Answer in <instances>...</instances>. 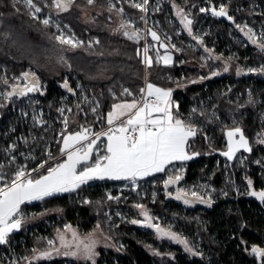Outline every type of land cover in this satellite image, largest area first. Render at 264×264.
Wrapping results in <instances>:
<instances>
[{"label":"trees","instance_id":"16d2710c","mask_svg":"<svg viewBox=\"0 0 264 264\" xmlns=\"http://www.w3.org/2000/svg\"><path fill=\"white\" fill-rule=\"evenodd\" d=\"M152 3L154 0H151ZM164 3L163 14L158 18L164 21L169 15L167 12L170 10L172 16L170 17L178 20L180 27V17L177 15V9L173 5L183 8L184 11L190 8V0H162ZM260 1L264 7V0ZM102 3V0H98ZM189 4V5H188ZM79 9H90V7L83 1L77 2L68 10L63 12V21L71 26L77 36L82 40L88 42V39H99L100 45L93 50H69L63 47L55 40V34L52 30L46 29L32 19L31 13L17 0H0V92L6 94L12 90L15 83L11 82L12 76H19L24 72L33 70L41 80V88L44 84L48 88V93H44L39 97L40 102L44 108L50 107L47 111L52 112L55 117L58 116L59 111H55V104L52 102L53 96H62L63 93H69L70 99L75 105V110L85 111L89 116V125L87 128L94 131H101L107 127L106 119L109 111L112 110L113 104L124 102H131L135 97L140 99L141 88H146L147 83H152L156 87L171 90L174 93L173 114L191 124L197 129V137L195 136L191 144L190 154L199 153L193 157H197L195 161L186 164L187 173L181 176V179L176 183L194 184L200 180L209 179L213 177V183L217 188L222 186V178L225 169L216 168L213 164L217 159L215 154L226 151L225 147V132H215L216 143H211L209 135L202 133L200 125L192 122L189 118V109L194 104L204 88H208L209 96L212 97V104L208 105L210 110L215 104L219 106L218 112L225 118L231 114L239 115L243 112L245 118L238 116L237 119L243 128L245 135L251 141L254 151V161L258 159L264 160V144L260 146L255 145L254 139L258 125L261 122V117L264 113V75L263 74H247L243 71L237 75L239 69L234 68L230 64L228 70L233 69L232 73L225 72L220 76L213 77L208 85L199 83L200 74L197 70H188L183 75L181 70L177 68L180 59L186 63L195 62L198 65L202 56L189 51L186 55H177L173 53L175 58V66L167 69L163 68L157 63L154 53L148 55L152 58V65L148 67L144 63V44L126 39V37H116L104 33H92L83 29L80 24L81 13ZM125 13L139 17V15L129 8H125ZM234 21H224L215 27L219 31L222 30L227 36L233 32ZM100 23L104 24V21ZM65 25V24H64ZM184 28V27H183ZM228 31L225 32L224 29ZM172 31V30H171ZM240 36H243L241 31L236 29ZM162 41V40H161ZM189 42L185 39L184 42ZM149 43V42H148ZM152 45H159L151 39ZM209 43V41H208ZM213 43V40L210 42ZM211 44H208L209 47ZM247 49L250 52H257L264 55V52L250 43L247 42ZM168 47V46H167ZM159 50L161 49L158 46ZM72 49V48H70ZM205 50V49H204ZM216 57L219 54L214 53ZM61 57L67 63L61 62ZM220 57V56H219ZM221 58V57H220ZM219 59V58H218ZM222 61H226L223 57ZM242 62H248L246 53L241 52ZM241 62V63H242ZM200 63V64H199ZM68 65H71L69 67ZM224 70L226 65L217 64ZM186 69V68H185ZM6 70V73H5ZM209 72L208 75H211ZM8 76L7 84L2 80V77ZM184 77V78H183ZM67 81L68 86L73 89L69 92L62 85ZM238 85L239 90L246 96V90H252V99L248 100L247 105L243 111L240 109V104L237 103L235 98L229 100L225 94L224 88L227 84ZM23 87V84L19 85ZM79 87V88H78ZM127 88L132 93L131 96L123 95V89ZM80 89V91H79ZM30 94L26 99H32ZM18 96L7 98L0 101L2 106V121H0V147L4 141L5 127H6V111L11 108L12 104L16 105ZM25 99L23 97H19ZM91 103V106H89ZM246 103V102H245ZM41 104V103H40ZM37 105V103H36ZM34 105V106H36ZM213 105V106H212ZM79 106V107H77ZM37 107V106H36ZM96 108V112L92 109ZM35 108V107H34ZM60 109V106L58 107ZM87 110V111H86ZM210 110L200 111L201 114L196 118L199 122L206 123L210 120ZM76 119V118H75ZM83 123L76 121L70 124V130H77ZM234 127V126H233ZM231 127V128H233ZM207 141V142H206ZM210 142V143H208ZM211 144V145H210ZM258 146V147H257ZM212 147V148H211ZM211 148V149H210ZM213 149V151H212ZM60 154V153H59ZM256 158V159H255ZM182 167V165H180ZM7 173H13L14 170H6ZM171 170L167 171L163 176L175 177L170 174ZM255 184V191L264 190V174L262 176H253ZM119 185L109 184L106 186ZM181 188L180 184L176 185ZM79 195V196H78ZM73 194L63 197L46 198L38 203L26 205L21 209L23 216L22 226L20 232L13 235L2 252L10 255L16 253L21 257V262L18 264H26L25 259L32 257V252L44 251L48 249L44 240L37 237L46 238L48 235L54 237L57 233V228H47L46 226H39L49 219H52L56 214H60L64 223L71 227L81 228L87 230L86 234L92 233L95 229L93 222L97 221L102 227V230L109 233L105 229V220L103 213L105 207L102 205L100 195L101 189L93 190L89 187L79 191V194ZM82 199V200H81ZM90 200L91 205H85V200ZM193 199L194 198H190ZM170 208L175 210L186 209L189 213L205 212V216L210 223L206 226L207 232L195 227L207 242V250L209 251L210 261L193 259L188 260L183 257L180 251L167 250L161 251L162 259L152 255V253L159 252L160 247L155 243V240L149 236H133L131 234L126 236L115 237L109 235L114 241H122L128 246L123 259L119 264H264V259L256 257L252 254V248H264V202L262 203H244L240 202L235 205L225 203H200L195 201L185 204L183 200H165ZM93 204V205H92ZM236 207V208H235ZM55 218V217H54ZM49 223V222H48ZM47 224V223H46ZM92 227V228H91ZM34 228L32 231H28ZM32 232V233H30ZM38 232V234H36ZM14 246H18L14 249ZM165 247V246H164ZM172 256V257H171ZM171 259H168V258ZM110 256L102 253L101 261L99 264H112ZM170 262H167L169 261ZM174 261V263H172ZM1 264H3L1 262ZM57 264V263H54Z\"/></svg>","mask_w":264,"mask_h":264},{"label":"rangeland","instance_id":"374dc122","mask_svg":"<svg viewBox=\"0 0 264 264\" xmlns=\"http://www.w3.org/2000/svg\"><path fill=\"white\" fill-rule=\"evenodd\" d=\"M17 1H19V3H21L24 7H26L23 3V0H17ZM83 1L90 7V9L78 8L79 12L81 13L80 24L83 27V29L88 30V32H92L94 34L96 33L99 34L102 33L101 31H104V33L106 34L124 38L123 30L120 28V25L122 22L130 21L132 27H130L128 30L132 31L133 28L139 29L141 36L146 35L148 52L154 53L156 59L158 58V56H164L165 54L171 55L172 61L169 64H165L163 60L157 62L163 68L170 69L175 66V58L172 52L176 53L177 55H186L189 51L195 54H200L202 56V59L200 61V63H202L201 65H198L195 62L186 63L185 61L180 59V63L177 65V68L182 71L181 73L183 75H185L188 70L191 71L197 70L200 74L198 81L199 83L202 82L203 85L205 84L208 85L207 83L209 82V80H211L213 77L215 78L216 76H220L223 73L225 74V72L232 73L233 69L228 70L229 72L224 71L222 67H220L219 65L217 66V64H221L224 66L226 65L229 68L230 64L233 63L234 65L232 66L234 68L242 70L247 74L264 75V73H260V72H248L249 68L259 69L261 67H264V55L257 52H250L247 49L248 46H246V44L242 41V37L236 31V29L240 31V29L237 28L236 25H241V26L247 25L248 27L252 28L253 31L257 34V42L258 43L260 42L259 34L264 32V7L263 5L260 4L261 3L260 1L190 0L191 6L190 8H188L187 6V10L185 12L190 13L189 18L192 19L193 21L191 26L193 35L202 39L203 44L198 43L197 40H194L192 36L188 34L186 29L180 27V25L178 24V20L170 17V15L172 16L170 10L167 12L169 17H167L164 21L158 18V16L163 14L164 11V3L162 0H154L153 3L151 0H148L147 12H141L139 9L132 7L130 0H111L112 4L115 5V8H113V10L111 11L108 10L109 0H102V3H99L98 0H94V3L91 5L88 4L87 0H83ZM76 2L77 0H74L73 3L75 4ZM135 2H142V0H135ZM34 3H36L37 6L41 7L42 9V12L37 14L36 17L44 14V18H48L49 15H51L53 19L57 17L59 18V20H62L63 23V24L62 23L59 24L60 25L59 31L55 25L45 26L42 23V20H40V22H37L35 18H33L31 11L26 7L27 10L31 13L32 19L36 22V24L46 29L52 30L55 36L59 35L60 32L62 31L66 35H71V36L75 35L77 38H79V36H77L73 28L63 21L62 18L63 12L57 13V10L51 7L52 0H49L48 2H45L44 0H34ZM46 4L48 6H45ZM221 5H223L226 8L228 15L232 17V21H234L235 23L233 32H230L229 36H227L226 33H223L222 30L219 31L218 29L215 28L218 25V23L220 24L222 23L221 19L219 22L218 19L214 17H210L211 9L213 7L219 9ZM46 7H48V9ZM120 8L124 9L123 14H121L118 11V9ZM125 8H129L132 11L134 10L139 15V17H133L126 14ZM200 8L209 9V11L200 12ZM223 18H227V16ZM101 21H104V24L100 23ZM64 24L68 25V28H66ZM147 29H151L152 31L157 32L162 42H164L168 46L167 53L165 48H161L159 52H157V49H159L158 48L159 45L155 47V45H152L150 43L152 38L150 35L146 34ZM223 29L225 32L228 31L225 28ZM242 34L244 33L242 32ZM79 39L82 40L81 38ZM126 39L128 38L126 37ZM185 39H187L189 43H187V41L184 42ZM95 40L99 41V39L97 38L88 39V42L82 40L85 43V45L83 44V46L77 47L75 49L93 50L95 47L100 45V41H99L98 44L92 43L91 46H89V42ZM212 40L213 43L211 44L210 42ZM208 44L211 45L208 47L207 46ZM173 45H175V47H172ZM62 46L65 48L70 47L68 45H62ZM70 48L67 49L73 51L75 50L74 48L72 49ZM176 49H179V51H177ZM204 49H208L210 51H205ZM241 52L246 53V58L248 59L247 60L248 62H242ZM214 53L216 54L218 53L221 58L219 56L216 57ZM223 57L226 58V61H222ZM29 71L34 72L31 69H29ZM209 72H212V74L208 75ZM213 73H219V74L213 75ZM201 77H203V79H201ZM7 78L8 76L4 75V78L2 77L3 82L5 79L7 80ZM10 80L13 83V85L15 83H17V85L23 84L19 76L17 77L12 76ZM238 87H239L238 85H231L230 83H228L227 86L224 88V90H222V92L223 91L225 92L224 95H226L229 100L235 98L234 100H236L237 103L240 104V109L243 111V109H245L247 105L248 100L252 99V90L247 89L245 96L243 92L239 90ZM43 92L45 95L48 93V88L45 84H44ZM173 97H174V93H172L170 97L172 103H173ZM211 102H212V97L209 96V90L206 87L204 88V90L201 91V93H199V96L194 102V104L191 105V108L189 109V113H188L189 118H191L190 120L192 122L198 123L200 125L201 131H203L202 133L209 135L208 136L209 140L213 144L216 143L215 132L224 131L225 132L224 144L227 151V144H228V138L226 135L227 132L236 127H239L242 130L244 136L247 138L243 128L241 127L242 124L241 123L239 124L237 117L242 116V119L245 120L249 118V116L245 118L244 113L240 112L238 116L237 114H231L230 116L225 118L218 112L219 106L217 104H215L214 106L212 105L213 108L210 110V107L208 105L212 104ZM19 105H20L19 102L16 103V109L14 111V114H16L18 110H20L21 106ZM32 105H35V102L34 103L31 102V106ZM36 106L43 107L42 103L41 104L39 103V105ZM89 106H91V103ZM49 108L50 107H48V109ZM173 109H174V105L172 108V112H174L175 110ZM201 110L202 111L210 110L209 112L211 119L208 120L209 122L208 125L206 123H202V122L200 123L199 119L196 118L198 115L201 114L202 112ZM11 112H13L12 109ZM105 124L107 125V119ZM75 132L77 131H74L73 129L69 133H75ZM260 137H264V113L263 116L261 117V122L258 125V129L256 130L255 139H254L255 145L258 146L261 145V143L258 142V138ZM236 138L238 139V136ZM248 141L250 147L252 148V151L245 152L243 149H241L236 152L235 157L232 160H229L227 157L221 155V153L215 154V156H217V159H215L216 161L213 164H215L216 162L217 163L220 162V167L225 169V173L222 178L223 181L221 187L217 188V186L213 183V177H210L209 179L200 180L198 183H195V185L188 183L186 184L179 183L181 186V190L189 193L191 191H196L199 194V196L202 197L204 200H210V202L215 204L227 203L230 206V205L238 204L240 202L262 203L256 196H252L249 193L255 191L256 182L254 181L253 176H262V174H264V160L255 158L256 160L254 161L253 156L255 150L253 149L254 147L251 141L249 139ZM103 145L105 146V144L99 143L101 149L104 148ZM62 146H63V141L61 142L60 148ZM101 154H103V152H101ZM196 158L194 157V161L197 160ZM92 162H93V158L90 161V163ZM14 168H16V162L14 163ZM164 171L153 173L147 177H144L143 179H138L137 181L148 180L152 177H156L160 174H163ZM186 173H187L186 164H182V167L177 166L173 168L170 172L171 175H175V176L176 175L182 176L183 174ZM169 177L159 176L157 178H154L146 182H139L140 185L143 186L141 187L142 188L141 191L138 192L130 191L129 193H123L121 196L115 195L114 193L112 194L111 191H109L108 189L105 190V188L109 187L106 186V183L107 182L122 183L125 180L105 179V180H92L89 181L87 184L81 185V187L79 189H76L75 191L59 193L47 198L63 197L73 194L78 195L80 190L87 187L91 188L93 192L101 189L102 195H100V199L102 198L101 202H103L102 205L105 207L103 218L105 220V229L109 232L108 233L109 235L114 236V238L119 237V235L126 236L129 234L138 237L140 235L149 236L153 238L155 240V243L158 244L160 247L159 250L160 253L159 252L152 253L153 256L159 259H162L161 251H165L166 248L171 252L173 250L180 251L181 252L180 254L183 257H187L188 260L190 261L198 258L200 260H205L209 262L210 261L209 251L206 249L208 246L207 242L203 237V235H201L198 231L195 230L196 229L195 227L199 228L204 232H207L206 226L210 222L209 220H207V217L204 214L205 212L193 214V213H189V211L186 209H182L181 211L172 209L169 207V205L166 204L164 186H165V181H167ZM249 180L252 181L251 188L248 185ZM260 191H264V190L260 189L259 192ZM109 196L113 197V199H108ZM171 196H175V193L172 192ZM45 199L46 198H44L43 200ZM38 202L40 201H36L34 203H38ZM84 204L86 206L91 205V201L89 199L85 200ZM138 204L143 205V208H137L136 205ZM144 211H147L148 215L152 218L151 223L157 224L160 226V228L164 229L165 231L175 233L180 239L186 240L188 242V246L193 249V252L198 254L193 255L191 252H188L185 249L184 244L178 243L176 240H172L166 236L160 235L159 233H157L154 227H148L147 226L148 221H145L143 215ZM132 220L140 221V223L133 224L131 223ZM93 223L94 224H92V226H95L96 230H94L90 234H86L87 230L85 229H83V231L81 232L82 229L79 228V226L71 227V228L76 230L78 236L81 239L86 240L91 238L97 241L96 249H95L96 252L98 253V255L95 257L96 264L100 263L102 253L105 254L106 256L111 257L110 260L112 264H119V261L125 258L124 255L128 249V246L122 241H114L113 238H111L106 232L102 230V227L99 224H97V221ZM48 224L52 229L57 228L58 226H60V228H58L57 233L54 237L50 235H48V237L46 238L37 237L40 240H44L46 246H48L47 241L51 239L56 242L55 246L59 247V241L57 237L58 234L60 233H64L68 239H71V232L70 231L65 232V226L68 224L64 223L63 218L60 214H56L55 216L52 217V219L47 220L43 224L41 223L39 226L47 227ZM97 225H99V227H97ZM33 229L34 228H30L28 231H32ZM11 237H9V239ZM5 245L6 244L0 245V264L1 262L3 264L20 263L22 259L16 253H11L10 255H7L6 253L2 252V248L5 247ZM17 247L18 246L16 247L14 246V249ZM39 252L40 251H35V252L33 251L32 257L30 259L26 258L24 260L25 263L30 264L31 261L32 264H54V263L90 264V262L88 261L75 259L70 256L66 257L63 255H53L51 259L33 261L32 259L33 256L37 255ZM168 259L171 258L169 257ZM167 262H170V260ZM106 263L107 261H105L104 264ZM172 263H174V261Z\"/></svg>","mask_w":264,"mask_h":264},{"label":"snow or ice","instance_id":"6c2138e0","mask_svg":"<svg viewBox=\"0 0 264 264\" xmlns=\"http://www.w3.org/2000/svg\"><path fill=\"white\" fill-rule=\"evenodd\" d=\"M74 0H52L51 7L59 12L68 11ZM88 4L94 3V0H87ZM24 5L31 11L33 18H36L42 9L34 3V0H23ZM131 6L139 9L141 12H147L148 0L142 2H135L130 0ZM45 6H48L47 4ZM177 9V15L180 17V23L188 34L192 36L198 43L203 44V40L193 35L192 19L190 13L184 11L177 5H173ZM115 5L109 0V11L113 10ZM118 11L123 14L124 9L120 8ZM209 9L200 8V12H207ZM211 13L216 17H225L232 20L228 15L226 8L221 5L219 9L213 7ZM45 26L54 23L53 18L49 15L48 18L42 20ZM56 28L60 29L58 23ZM241 32L248 38V40L256 45L260 51L264 52V32L260 33V42H257V34L252 28L247 25H236ZM132 27L131 22H122L120 28L123 30V35L129 40L139 42L143 37L140 35V30L133 28L132 31L128 29ZM246 29V30H245ZM146 34L150 35L152 40L159 44L160 48H165L167 53V45L161 41L157 32L151 29L146 30ZM55 40L61 45H68L71 48L83 46L84 42L75 38V36H66L62 31L55 36ZM98 44L99 41H90ZM172 47H175L173 45ZM179 51V49H176ZM205 51H210L205 49ZM159 52V49H157ZM144 63L151 67L152 58L148 55V47L144 49ZM62 63H67L63 57L60 58ZM163 60L165 64L172 61L171 55L165 54L158 56L157 62ZM71 67V65H68ZM224 71H228L227 66ZM242 70L237 71V75ZM248 72L264 73V67L259 69L249 68ZM219 73H213L218 75ZM20 79L24 81L23 87L14 85L12 90L5 94V98L14 96L27 97L29 93H36L41 91V84L39 77L35 72L27 71L21 74ZM203 79V77H201ZM7 84V80H4ZM69 92L73 89L68 86L67 81L62 85ZM140 99L135 97L131 102H124L113 104L112 110L107 114V124L109 125L106 132H91L89 128H81V131L69 133L64 135L62 133L63 146L60 148L62 156H66L63 162L56 163L54 166H48L44 174L33 177L32 173H39L41 169L45 168L48 161L40 163L36 168L28 170L26 165H19L12 173L9 179L7 173L3 171L4 165L0 164V245L6 244L10 233L18 231L22 226L23 216L21 213V205L26 202L43 200L45 197H50L55 194L72 192L79 189L81 185L87 184L92 180H127L131 181L133 185L138 179H143L153 173L163 172L165 167L173 161H187L191 160L193 156L199 153L189 154L187 148L190 147L189 140L195 137L197 129L189 123L173 115V104L170 100L171 90H165L156 87L152 83H147L146 88L140 89ZM41 94H43L41 92ZM123 95L131 96L129 89H123ZM79 107V106H77ZM96 108L92 109L96 112ZM58 111L63 114L64 109ZM71 111V109H69ZM122 117L124 119H122ZM119 121V123H117ZM65 129L68 125L67 117L63 121ZM228 144L227 151L221 155L232 160L237 151L243 149L245 152H251L252 148L249 145L248 139L244 136L242 130L236 127L227 132ZM238 136V139L236 138ZM101 137L107 140L103 149L100 148L98 141ZM258 142L264 144V137L258 138ZM13 144L7 152L11 153L14 150ZM103 152V154H101ZM95 153L94 162L90 163ZM49 160L55 159L52 154L48 153ZM9 163H15V157L12 156ZM181 179L180 175L174 178L169 177L165 181V188L176 183ZM251 188L252 181H248ZM252 196H256L261 202H264V191L250 192ZM171 195V193H168ZM195 201L200 203H207L210 205V200H204L196 191L185 192L178 190L176 194L177 200H183L185 204ZM108 199H113L109 196ZM137 208H143V205H136ZM145 221H148V227H154L162 236L169 239L176 240L178 243L184 244L185 249L193 255L198 253L193 252V249L188 246L186 240L180 239L175 233L165 231L159 225L151 223L152 218L147 211L143 212ZM131 223L136 224L140 221L132 220ZM99 227V225H97ZM71 232V239H68L64 233L58 234L59 247H56V242L49 239L48 249L40 251L33 256V261L51 259L53 255L70 256L75 259H81L96 264L95 257L97 241L94 239H81L76 230L72 229L70 225L65 226V232ZM252 254L256 257L264 259V248L253 247ZM35 252V250H34ZM30 264L32 262L30 261Z\"/></svg>","mask_w":264,"mask_h":264},{"label":"built area","instance_id":"2783aa9c","mask_svg":"<svg viewBox=\"0 0 264 264\" xmlns=\"http://www.w3.org/2000/svg\"><path fill=\"white\" fill-rule=\"evenodd\" d=\"M44 1L48 2L49 0H44ZM46 8L48 9V7ZM210 17H214L218 19L220 22V19H221L220 17L213 16L212 13L210 14ZM43 19H45L44 14L35 18L37 22H40V20H43ZM53 20H54V23L52 25H55L56 23L58 24L62 23V20H59V18L57 17ZM66 36H71V35H66ZM142 37L143 38L141 40L144 41L145 47H147L146 35ZM77 39L80 40L79 38ZM21 82L24 84V81L21 80ZM41 92H42V89L40 92H36L35 96L32 99H24L21 101L18 100L16 102V103L19 102L20 103L19 106H21L18 112H21V113L22 111L32 112L31 116L26 115V117L31 118L32 126L37 134H28L25 131V129L22 127H18V126L11 127L8 121H6L5 123L6 129H5V134L3 136L4 141L0 147V164L4 165V169H3L4 172L10 169L16 170V168H14V163H11V164L9 163V161L11 160V157L14 156L16 167L19 165H26L28 170L36 168L40 163L44 161H48V163L45 164V168L41 169L39 173H36V172L32 173L33 177H36L40 174H44L48 166H54L56 163L63 162V160L66 158V156H62L60 153V146H61V142L63 141L62 133L66 135L67 133L70 132L69 130H70L71 123H74L76 121H81L82 123L87 124L89 122V116L87 115L85 111L77 112L75 110V105L73 101L70 99L71 95L67 92L63 93L62 96H59V95L53 96L52 102L55 104L54 110L58 111L59 110L58 107L60 106L61 108L64 109V112L63 114H61V112L59 111L60 112L59 119L53 122L48 121L46 117V111L48 110V108L45 109L43 107H38V106L36 107L34 105L31 106V102L33 103L35 102V105L36 103H38L37 105H39L40 103L39 96L41 95ZM5 99H6L5 94L0 93V101L5 100ZM11 109L13 110V112H11ZM11 109L6 111V117L14 113L16 109V105L13 104ZM69 109H71V111H69ZM65 117H67L68 119V125L66 129L63 123ZM3 119L4 118H2V106H0V121H2ZM117 123H119V121ZM108 127H106L105 129L99 132H106ZM78 131H81V128H79L77 132ZM91 132H94V130H91ZM106 141L107 140L105 137H101V140L98 141V144L99 143L105 144ZM13 144L15 145L14 150H12L11 153L7 152L6 149H8ZM49 152L52 154V156L55 159L49 160V157H48ZM215 166L219 168L220 162L218 163L216 162ZM11 175H12L11 173H7V176L9 179ZM178 184L179 183L171 184L167 188H165L164 186V192L172 193L173 188ZM0 185H2V182H0ZM119 185L109 186L105 188V190L108 189L109 191H111L112 194L114 193L115 195L121 196L123 193H129L130 191L132 192L141 191L142 190L141 187H143L137 181L135 185H133L132 182H128L125 184H119ZM47 228H50L49 224ZM36 234H38V232Z\"/></svg>","mask_w":264,"mask_h":264},{"label":"bare ground","instance_id":"6f19581e","mask_svg":"<svg viewBox=\"0 0 264 264\" xmlns=\"http://www.w3.org/2000/svg\"><path fill=\"white\" fill-rule=\"evenodd\" d=\"M221 21L222 22H224V21H231L232 22V20H229L228 18H223V17H221ZM232 26L233 27H235V23L233 22V24H232ZM65 27L66 28H68V25H65ZM242 37V41L246 44V46H248V44H247V42H250L249 40H248V38L243 34V36H241ZM142 41V40H141ZM143 42V44H144V47H145V43H144V41H142ZM148 45V44H147ZM21 80V79H20ZM41 84V83H40ZM44 88V87H43ZM43 88H41L42 89V92H43ZM1 93V92H0ZM44 93V92H43ZM32 96H33V94L34 93H30ZM42 95V94H41ZM40 95V96H41ZM39 96V97H40ZM33 98V97H32ZM26 99V98H25ZM29 99V98H28ZM17 101L18 100H24V99H21V98H17L16 99ZM6 101H7V98H6ZM39 101H40V99H39ZM40 103H43L42 101L40 102ZM15 105V104H14ZM12 106H13V104L11 105V108H12ZM10 108V109H11ZM61 108V107H60ZM24 114V115H23ZM26 115H32V112H30V111H22V113L21 112H17L16 114H11V115H9V116H7V118H6V121H8V123H9V125L12 127V126H18V127H22V128H24L25 129V131L28 133V134H37L36 133V131L34 130V128H33V126H32V120H31V118H27L26 117ZM46 117H47V119H48V121H51V122H53V121H55V120H57V119H59L60 118V112H59V114H58V116L57 117H55L54 116V114L52 113V112H48V111H46ZM89 123V122H88ZM84 124L83 123V125H81L79 128H87V126L89 125V124ZM78 128V129H79ZM77 129V130H78ZM77 130H75V131H77ZM69 131H71V130H69ZM94 132H97V131H94ZM178 190H181V188H177L176 186L173 188V192L175 193V196H172L171 197V195H168V193H165V200H169V199H172V200H176V194H177V191ZM31 233V232H30ZM71 263V262H70Z\"/></svg>","mask_w":264,"mask_h":264},{"label":"crops","instance_id":"0c3cea01","mask_svg":"<svg viewBox=\"0 0 264 264\" xmlns=\"http://www.w3.org/2000/svg\"><path fill=\"white\" fill-rule=\"evenodd\" d=\"M173 104V103H172ZM174 115V114H173ZM175 116V115H174ZM123 118V117H122ZM109 125L107 124V127H108ZM193 139H194V137H192V138H190V140H189V145L191 146V144H192V141H193ZM106 143H107V141L105 142V145H106ZM189 150H190V147H188L187 148V151L189 152ZM190 154V153H189ZM94 160H95V153H94V157H93V162H94ZM194 161V157L191 159V160H187V161H173L171 164H169V165H167L165 168V171H164V173L163 174H160V175H158V176H156V177H152V178H150V179H148V180H143V181H137V182H146V181H149V180H152V179H154V178H157V177H159V176H163L164 174H166V172L167 171H169V170H172L173 168H175V167H177V166H180V165H182V164H189V163H191V162H193ZM128 182H131V181H127V180H125L124 182H122V183H120V182H107V183H109V184H125V183H128ZM92 184H95V183H92ZM91 184V185H92ZM45 198H47V197H45ZM36 201H41V200H36ZM36 201H31V202H26L25 204H22L21 205V209L24 207V206H26V205H30L31 203H33L34 204V202H36ZM20 232V229L18 230V231H14V232H12V233H10V235H9V237H11V236H13V235H15V234H17V233H19Z\"/></svg>","mask_w":264,"mask_h":264},{"label":"water","instance_id":"95a60500","mask_svg":"<svg viewBox=\"0 0 264 264\" xmlns=\"http://www.w3.org/2000/svg\"><path fill=\"white\" fill-rule=\"evenodd\" d=\"M221 18V17H220ZM40 83H41V80H40ZM30 96V93H29V95L27 96V97H29ZM23 98H26V97H23Z\"/></svg>","mask_w":264,"mask_h":264}]
</instances>
